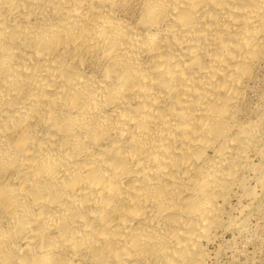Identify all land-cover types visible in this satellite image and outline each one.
<instances>
[{
    "label": "bare ground",
    "instance_id": "obj_1",
    "mask_svg": "<svg viewBox=\"0 0 264 264\" xmlns=\"http://www.w3.org/2000/svg\"><path fill=\"white\" fill-rule=\"evenodd\" d=\"M263 55L264 0H0V264L206 263Z\"/></svg>",
    "mask_w": 264,
    "mask_h": 264
},
{
    "label": "rangeland",
    "instance_id": "obj_2",
    "mask_svg": "<svg viewBox=\"0 0 264 264\" xmlns=\"http://www.w3.org/2000/svg\"><path fill=\"white\" fill-rule=\"evenodd\" d=\"M241 106L243 116L261 124L250 159L264 169V55L248 82ZM246 172L248 191L236 188L231 194L228 225L208 246L210 257L204 264H264V176L257 180L255 172Z\"/></svg>",
    "mask_w": 264,
    "mask_h": 264
}]
</instances>
